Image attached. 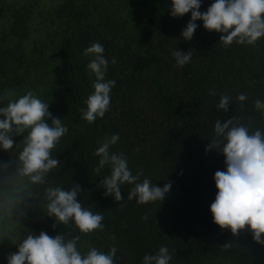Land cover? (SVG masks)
<instances>
[{
    "label": "trees",
    "instance_id": "1",
    "mask_svg": "<svg viewBox=\"0 0 264 264\" xmlns=\"http://www.w3.org/2000/svg\"><path fill=\"white\" fill-rule=\"evenodd\" d=\"M213 2L202 0L199 11ZM170 5L171 0H0V107L32 91L68 128L51 150L61 163L43 183L19 171L30 129L13 135L12 149L0 147V264H8L29 234L42 231L79 236L82 256L115 247L114 264H143L161 246L169 249V264H264V244L254 241L247 226L233 235L213 222L214 175L226 171V158L218 149L206 152L216 138V120L234 118L250 134H264V113L255 108L257 99L264 101V37L225 47L222 33L197 20L192 39L183 40L191 13L172 17ZM94 42L109 60L105 79L116 84L104 117L88 123L80 110L94 92L95 75L87 68L94 57L83 51ZM178 49L191 52L183 67L172 55ZM240 94L245 101L237 99ZM222 95L230 97L226 112L216 107ZM45 122L51 126L50 118ZM114 134L119 139L109 151L123 153L133 175L142 173L138 183L147 178L163 188L171 182L162 201L128 200L135 185L127 183L120 186L124 200L104 195L101 181L111 168L97 173L95 152ZM73 184L81 188L82 207L103 215L102 230L83 233L72 220L64 224L48 215L46 189L70 190Z\"/></svg>",
    "mask_w": 264,
    "mask_h": 264
},
{
    "label": "clouds",
    "instance_id": "2",
    "mask_svg": "<svg viewBox=\"0 0 264 264\" xmlns=\"http://www.w3.org/2000/svg\"><path fill=\"white\" fill-rule=\"evenodd\" d=\"M201 3L202 0H171L172 17L191 13L190 20L181 31L183 40L192 39L197 20L203 21L206 30L222 33L219 42L225 47L234 41L252 45L264 37V0H214L204 12L199 11ZM104 51L98 42L83 51L84 56L94 57L87 65L95 75L94 92L85 100L86 109L80 110L82 119L88 123L104 117L110 106V92L116 84L115 80L105 79L109 60L105 58ZM172 55L177 67H183L191 59L189 50L185 53L178 49ZM116 63L113 57L111 64ZM210 94L215 93L210 91ZM237 99L242 102L246 96L240 94ZM229 103L230 97L222 95L216 107L226 112ZM255 108L264 113V101L257 99ZM0 115L4 117L0 120V147L4 150L13 148L14 134L20 135L30 129L23 138L24 147L19 154L23 166L19 171L33 183H43L46 175L61 163L51 157V150L68 132L67 126L61 119L52 117L48 103L37 98L32 91L6 107H0ZM49 118L51 126L45 122ZM214 131L216 138L211 140L206 152L212 149L221 151L226 158V171H216L214 175L218 191L210 205L213 222L221 229H230L233 235L247 226L254 241L264 244L261 239L264 234V134L260 130L250 134L246 126L235 124L234 118L223 124L216 120ZM118 139V134L112 135L95 152L100 159L94 170L99 173L105 165L111 168V174L101 181L106 189L104 195H112L116 201L124 200L120 186L127 183L135 185L127 195L128 200L135 198L139 204L162 201L171 188V182L165 183L163 188L153 185L147 178L138 183L142 173L133 175L125 155L109 151ZM80 192L78 184H73L70 190L59 186L47 188L48 215L64 224L72 220L83 233L102 230L103 215L82 207L77 201ZM78 240L79 236L66 239L64 234L49 236L43 231L38 236L29 234L19 243L18 251L7 257L8 264H114L115 247L107 254L92 248L82 256L77 250ZM171 258L169 249L161 246L156 254L145 255L143 264H169Z\"/></svg>",
    "mask_w": 264,
    "mask_h": 264
}]
</instances>
